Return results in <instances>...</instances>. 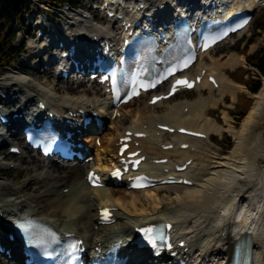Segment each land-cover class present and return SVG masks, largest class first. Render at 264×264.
Instances as JSON below:
<instances>
[{"label":"bare ground","instance_id":"obj_1","mask_svg":"<svg viewBox=\"0 0 264 264\" xmlns=\"http://www.w3.org/2000/svg\"><path fill=\"white\" fill-rule=\"evenodd\" d=\"M243 2L244 9L249 10L254 8L256 0H243ZM169 4L170 0H162L158 6L161 9H166L170 6ZM173 11L175 17L185 15L182 8ZM235 11L232 13L234 14ZM40 23L43 24L42 17L37 25L40 26ZM68 24L72 28H76L83 42L89 41L87 38L89 31L93 36L105 33L113 38V41L118 39L119 34L116 32L113 35L108 25L100 26L93 21H82L79 15L74 22H68ZM39 26L38 30L41 28ZM241 34L239 32L235 36L238 37ZM230 39L228 40L230 41ZM228 40L217 45L212 51L203 54L192 67L193 74L205 68L209 73L215 75L219 84L217 89L202 82L198 88L191 90L197 92V97L193 100L185 99L170 104V99H172L170 98L153 107L148 106L147 101L143 98L128 103L120 110L122 119L119 117L109 120L112 128L108 127L110 129L108 135L111 136V139L101 140L102 147L95 148L96 162L68 163L66 166H57L50 162L41 164L43 161L37 156L28 154V151H22L19 164L22 167L23 164L31 165L28 168L23 167L29 177L20 182L17 181L18 186L12 187V189H9L7 184L0 182V213L5 218L18 217L22 214L31 215L63 232H75L78 236L84 237L88 249L103 245L111 240V236L114 234L118 236V239H122L119 236L131 234L134 227L144 225L152 220H171L176 227H179L178 234L190 241L189 251L193 252L197 259L202 256V264H220L224 260L230 259L233 244L240 237L241 231L244 230L249 232L250 238L253 240L256 263L264 264V133L259 131L257 134L253 133L259 124L264 122V76L259 90L252 95L253 103L241 119L238 129H234L229 124L227 114L223 113V122L228 125L227 130L234 139L231 149L226 154H220L217 149L209 146L201 150L203 140L185 137L182 140L191 142L195 148L194 152L178 151L177 149L162 152L159 149L160 137L155 136L156 124L181 125L201 131L207 135L206 140L208 141L213 134L221 132L223 125H220L210 115V112L223 102L226 94H229L232 100L235 99L236 90L230 84L231 79L227 75V71H233L244 61L236 53L227 54L224 59L221 58L224 56L214 60L210 57L217 47L222 46ZM32 43L36 44L33 41ZM44 47V43L33 47L36 51V54L32 55L34 61L46 52L43 50ZM209 57L213 63L211 60L210 64H206L205 59ZM45 64L49 70L45 71L44 69L40 72L37 66L35 68L38 71L36 77H40L42 80H35L36 77H33L29 72L23 74L17 70L13 76H10V83L0 84V92L8 100V103L13 105L11 113L25 112L32 105L33 97L22 85L27 80L36 82L33 89L40 88L53 96L61 94L60 98L64 103L61 106L66 109L65 111L82 105H106L107 98L104 91H100L98 88L96 91L92 88L95 92L91 89L80 90L82 82H78L74 86V83L67 79L64 80V83L70 85L66 89L64 88L63 92H60V89L52 84V89H50V84L46 83V75L51 73V65L47 57ZM95 85L98 87L97 84ZM164 90L166 91L167 88ZM205 90L207 94H205ZM91 96L94 98L92 99ZM40 98H44L48 102L55 114L60 113L55 109V105L51 104L48 96L42 95ZM169 104L171 106H168ZM164 106L165 110L158 112ZM185 107H189V109L183 113ZM143 125H147L146 132L151 134L147 139L140 141L142 154L147 155L148 158L151 156L156 158L171 157L179 154L181 163L190 157L194 158L190 167L184 172L193 182L192 186L169 185L140 191H126L124 187L114 189L111 186L94 189L87 187L83 177V175L86 176L87 170L90 168L105 169L106 162L114 153L113 143L118 136L123 135L127 130H143ZM12 139L17 142V147H20L19 135L15 134ZM2 146L3 140L0 138V147ZM107 155L109 157L101 163V160ZM8 157L9 155H0V168L4 169L3 161ZM142 166L157 174L161 173L163 167L145 164ZM167 166L171 167L169 164ZM193 166H196V170ZM77 184L86 187L84 196L79 195L82 188ZM65 189H68L66 193ZM161 189L168 190L169 194L165 196L164 200L172 205L175 204L176 212H162V205L157 199L158 191ZM28 190H32V192L30 191L28 194ZM36 191L37 193H34ZM7 192L11 193L10 197ZM90 194H94L95 199H90ZM142 198L153 203L152 211H147L144 208L143 201L145 200ZM235 204H243L244 208L241 210V214L245 210L244 220L248 221L252 218L249 224H235ZM100 205L117 208L114 212L116 222L111 226H98V230L95 231L94 226H96L97 211ZM65 217L67 219L64 220ZM103 233L106 234L102 236ZM9 247L12 249L14 258L21 260L15 245H9ZM0 264L5 263L1 261Z\"/></svg>","mask_w":264,"mask_h":264},{"label":"rangeland","instance_id":"obj_2","mask_svg":"<svg viewBox=\"0 0 264 264\" xmlns=\"http://www.w3.org/2000/svg\"><path fill=\"white\" fill-rule=\"evenodd\" d=\"M161 1L162 0H149V2L153 5H157ZM62 10L65 11L66 7L62 8ZM92 13L94 14L93 23H98V24H100V26H107L108 25L107 24L108 22L104 18L99 16L97 12L93 11ZM69 16H71V18L67 19L64 15H61L58 12H57V14H55V11L53 9H51L50 7H47L45 5H41V11H35L34 14H29L26 16L24 26L22 27V29H21V26H19V25L14 26L13 30L15 31V33H17V38L15 40V43H17V44L24 43L25 53L22 54V62H20V64H18V65L16 64L12 68H10L6 73L0 74V84L10 83L11 82V80H9L11 78L10 76H13V74L16 73L18 68H23L27 64H28V66H31V67L37 66L38 70L40 72H42L43 71L42 65H44V63H45L46 54L44 53L43 55H40L39 59H36L34 61V58H32V55L36 54V51L33 49V47L39 46L40 43L36 44V45L31 44V41H29L28 36H25L24 34H25V32L28 31V34L29 33H30V35L32 34V36H34V39L38 40L39 42L41 40V43H42L44 37H38L37 31H36L37 22H40L41 17L48 19L50 26H51V22H56V23L61 24L63 26L65 24V28H67L68 25H66V22L70 23V22L75 21L74 16H72V15H69ZM259 19L264 20V9L254 13V17H253L251 26L243 35L238 36V37L233 36L230 39V41L228 40L227 42L222 44V46L217 47L215 49V51L213 52L212 56H210L213 60L219 59L221 56H224V57H221L222 59H224L225 55L227 56V54L230 55L232 53H236V54L240 55L244 61H242L243 63L240 64L239 66H237L233 71H230V72L227 71V75L232 80L230 84L236 90L235 99L232 100L231 96L229 94H226L224 96L223 102L217 108H214L211 110L210 115L213 116L214 119L217 120L218 123H220V125H223V127L219 125L220 127H222L221 132L219 134H213V137L211 138L210 141H208V140L203 141V143L201 145V150L202 149L204 150L207 148V146H209L211 148L217 149V151L220 154L221 153L226 154V152L229 150H227L226 152L223 151V148H224V146H226V143H227L226 137H224V139H221L223 134L226 133L231 137V139H230L231 147L234 143V139H233L231 133L227 130L228 125L223 122V113L227 114V117L229 119V124L234 129H238L240 122L237 123V121H236L237 119L234 117V114H237L239 112H243L244 116H245V113H247V111L249 110V108L251 107V105L253 103V97H252L253 94L249 93L248 90L245 88V86L242 84L244 83L245 80H248V79L250 80V78H253V79L259 78L261 80V82L263 79V76L259 75L258 70L252 66H248L247 62L245 61L246 56H248L250 54H254V53H260L261 50L264 49V31H260V30H257L256 32L254 31V28L257 25ZM116 26L117 25H113V28ZM59 28L62 29V27H59ZM48 32H50V30H48ZM114 34L115 33L113 32V35ZM87 35L92 36L91 31H89L87 33ZM247 41H253V43L251 45L245 47L244 45ZM210 57L205 59L206 64H210L211 62L213 63V60ZM28 58H32L33 60L32 59L28 60ZM29 73L31 75H33V77H36L38 75V71L32 70L31 68L29 70ZM39 79L42 80L40 77L35 78V80H38V81H39ZM46 80H47L46 83L50 84V87L48 86L50 89H52L51 84L56 85V88H59L60 92H63V90H65L66 87H68V85H70V84L64 83V81H62L58 78H55V75L52 72L49 75H46ZM35 84H36V82H34L33 80H31V82H29V83L22 84L23 88L28 93H30L32 95V97H33L32 104L34 103V101L36 99H38L42 95L48 96L51 104L57 106L59 112L61 113V109H62L61 104L62 105L64 104V103H62V100L60 98L61 94L53 96V95L49 94L48 92L41 90L40 88L39 89H37V88L33 89V86ZM76 84L77 83H74V86H76ZM92 88H94L93 90L96 91L97 86L95 85L94 82H89L86 79H84L82 81V84L80 86V90H84V91L87 89L92 90ZM43 91L45 92V94ZM205 94H207L206 91H205ZM0 95H2V94L0 93ZM91 97H92V99L94 98L93 96H91ZM196 97H197L196 91L183 92V93L179 94L178 96H176L175 98L171 99L170 104L180 102V101H183L185 99L186 100H193ZM96 98L98 100H101L99 97H96ZM170 104L168 106H171ZM165 108H166L165 106L161 107L158 110V112H162V110L164 111ZM12 110L13 109H9V111H12ZM108 127L112 128V125L110 127L109 122L106 124V128L104 129V131L99 135V140H100L99 143L101 142V140L111 139V136L108 135V132L110 130V129H108ZM258 131L264 133V122L259 124L258 128L255 131H253V133L257 134ZM168 138L172 139V137H170V136H168ZM13 144L18 145L17 143H13ZM100 145L102 146L103 143H100ZM1 151H0V155H7L8 154L7 153L8 148H6V147H2ZM33 155H35V154H33ZM20 159H21L20 156L9 155V157L6 159L7 163L13 162V164H16V167L13 169H4V170L0 169V182L7 184L9 189H12V187L16 188L18 186L17 181L20 182V181L25 180L29 177V175H27L28 172L24 171L23 167L26 166L25 168H28L31 165L23 164V167H22V165L19 164ZM77 186H81V185L77 184ZM31 188H33V187H31ZM81 188H82V190H81L79 195L84 196L85 192H86V188L83 186H81ZM114 189H117V188H114ZM28 191H29V192H27L28 194H30V191L32 192V190H28ZM34 193H37V191ZM168 194H169L168 190L161 189L158 191L157 199L160 200V203H161L160 205H162L161 209H162L163 213H174V211L176 212V210H177V208L175 207L176 205L175 204L172 205V203H170V202L167 203L168 201L164 200L165 196H167ZM10 195H11V193H8V197H10ZM90 199H95V195L90 194ZM142 200H145V199L142 198ZM143 202L145 204V206L143 205L144 208H146L147 211H152V208H153L152 204L153 203H151L150 200H145ZM65 219H67V218L65 217L64 220ZM95 228L96 227H94V230H96ZM105 234L106 233H103L102 236H104ZM0 259H1V257H0Z\"/></svg>","mask_w":264,"mask_h":264},{"label":"trees","instance_id":"obj_3","mask_svg":"<svg viewBox=\"0 0 264 264\" xmlns=\"http://www.w3.org/2000/svg\"><path fill=\"white\" fill-rule=\"evenodd\" d=\"M38 2H45L53 5L55 8L61 5L65 0H36ZM31 11L30 0H0V72L4 71L6 67L18 63L21 58V48L13 46L15 33L12 26L15 24H23L25 15ZM264 31V20L259 19L255 30ZM248 44H251L248 43ZM246 61L249 66L258 70L260 76H264V49L260 53H255L246 56ZM259 76V77H260ZM260 79L245 80L244 85L250 93H256L260 87ZM244 113L239 112L234 114L241 117ZM229 138H227L226 147H230Z\"/></svg>","mask_w":264,"mask_h":264},{"label":"snow or ice","instance_id":"obj_4","mask_svg":"<svg viewBox=\"0 0 264 264\" xmlns=\"http://www.w3.org/2000/svg\"><path fill=\"white\" fill-rule=\"evenodd\" d=\"M177 84H184L187 87H191L192 86L191 84H188L187 81H177ZM152 102L155 103L156 101L153 100ZM90 179H92V177H90ZM102 215L104 217H107L108 216V212L105 211ZM139 231L144 233V236L147 239L148 243L151 244L153 248H155L156 247V243H155V240H154V238L152 236L153 228H151V227L144 228V229H140Z\"/></svg>","mask_w":264,"mask_h":264}]
</instances>
